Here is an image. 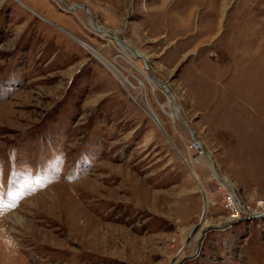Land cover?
Segmentation results:
<instances>
[{
	"label": "rangeland",
	"instance_id": "374dc122",
	"mask_svg": "<svg viewBox=\"0 0 264 264\" xmlns=\"http://www.w3.org/2000/svg\"><path fill=\"white\" fill-rule=\"evenodd\" d=\"M11 1L0 0V191L15 200L0 210V264H264V217L250 216L264 214V0L62 1L149 57L235 205L141 60L82 9L36 0L50 19L27 21Z\"/></svg>",
	"mask_w": 264,
	"mask_h": 264
},
{
	"label": "bare ground",
	"instance_id": "6f19581e",
	"mask_svg": "<svg viewBox=\"0 0 264 264\" xmlns=\"http://www.w3.org/2000/svg\"><path fill=\"white\" fill-rule=\"evenodd\" d=\"M59 1H63V0H59ZM66 2V1H65ZM26 8V7H25ZM68 8V7H67ZM79 9H81V8H79ZM77 10V9H76ZM83 10V9H82ZM85 12H86V10H84ZM32 12V11H31ZM30 12V13H31ZM86 14L89 16V18H90V15H89V13L88 12H86ZM90 14L92 15V13H91V11H90ZM93 17V16H92ZM90 20H91V18H90ZM91 22H92V20H91ZM93 24V23H92ZM92 29L93 30H95V31H97L98 32V34L102 37H108L110 40H111V42L112 43H114V44H116V46L118 47V49L120 50V52H121V54L123 55V57L125 58V60L126 61H130V62H132V63H134L133 61H135V59L136 60H141L142 62H143V64L145 65V69L148 71V69H150V64H149V57L148 56H146L144 53H141L140 51H136V50H134L132 47H131V45L128 43V42H121V41H119V40H115V39H113L112 37H110V36H107V34L109 35V33H107V32H105V31H103L102 29H98V30H96L95 28H94V26H92ZM107 33V34H106ZM76 41H77V43L78 44H84V43H82V41L81 40H78V39H76ZM91 52H92V54L93 55H95L96 57H98L100 60H101V62H104V63H106L107 64V66H109V67H111V68H113L114 70L113 71H115V72H117V73H120L114 66H112L102 55H100L99 53H97V52H95V51H93V50H90ZM145 60V61H144ZM151 70V69H150ZM148 74H149V72H148ZM149 76H150V74H149ZM146 80H147V83L149 84V85H151V86H153L154 88H158V87H160L161 89H162V87L158 84V83H156L153 79H152V77L150 76V78L148 77V76H146ZM128 82V81H127ZM141 87H140V90H144L145 89V83H143L142 81H141ZM171 89V88H170ZM163 90V89H162ZM164 91V90H163ZM172 91V90H171ZM165 92V95L168 97V103L167 104H165V105H162L161 106V108H162V110L163 111H166V109L167 108H169V109H171V112L170 113H168L167 111H166V114L168 115V116H170L171 118H173L174 120L175 119H177V118H180L181 119V116H180V114H179V109L178 108H176L175 106H174V104H173V102H172V100H171V98H170V96L168 95V93L166 92V91H164ZM173 93V92H172ZM174 94V93H173ZM175 96V95H174ZM176 97V96H175ZM141 100V99H140ZM144 101V100H143ZM145 102V104L146 105H148L149 107H146V109H147V111L149 112V114H150V116H152V118L157 122V125H159V127L164 131V132H166L165 130H164V128L162 127V125H161V123L159 122V120H158V118H157V116H156V114L154 113V111L152 110V108H151V106L149 105V103H147L146 101H144ZM179 104V103H178ZM181 107V106H180ZM183 111V110H182ZM183 114H184V112H183ZM185 116V115H184ZM186 118V117H185ZM187 120V119H186ZM188 121V120H187ZM183 122V121H182ZM189 122V121H188ZM191 125V124H190ZM192 127V126H191ZM188 129V128H187ZM193 129V128H192ZM194 131V130H193ZM191 133V132H190ZM196 134V133H195ZM192 135V134H191ZM195 141V140H194ZM195 143H197L196 141H195ZM199 150V152H200V155L202 156L201 158H199L198 159V161L197 162H200V161H204V163L206 164V166H207V168H209V169H211L212 170V172H213V174H214V176L216 177V179L218 180V177H217V174H216V170L215 169H217L218 170V165H217V163L214 161V159H213V157H212V159H213V161H214V164L207 158V156H206V154H205V151H207L206 150V148L204 147V145L201 143L200 144V148L198 149ZM208 152V151H207ZM209 153V152H208ZM210 154V153H209ZM187 162V161H186ZM200 163H202V162H200ZM188 164V163H187ZM218 173H219V171H218ZM220 174V173H219ZM221 176V175H220ZM195 177L197 178V176L195 175ZM222 177V176H221ZM227 183H228V180L225 178V177H222ZM219 181V180H218ZM220 182V181H219ZM220 184L221 185H223L226 189H227V191L229 192V194H230V199H231V202L230 203H232V205H235L234 204V202L237 200V202L238 203H240L241 201H239V199H237V195H236V192H235V189H234V187H233V185H231V183H230V185L232 186V188H229V187H227V186H225L223 183H221L220 182ZM229 184V183H228ZM237 202H235V203H237ZM243 204V203H242ZM207 207H208V203H207V199H205V210L204 211H206V209H207ZM239 208H240V206H239ZM238 208V209H239ZM20 221V220H19ZM208 226H209V224H208V222L206 221V219L204 218L203 219V221L201 222V224L200 225H198V226H196V227H194V228H192L191 229V231L189 232V237L191 238V239H193L194 241H197L198 242V240L199 239H201V237H202V235L204 234V232L207 230V228H208ZM183 258H182V256L180 257H177V259H175V261L172 263V264H179L180 262H181V260H182Z\"/></svg>",
	"mask_w": 264,
	"mask_h": 264
},
{
	"label": "water",
	"instance_id": "95a60500",
	"mask_svg": "<svg viewBox=\"0 0 264 264\" xmlns=\"http://www.w3.org/2000/svg\"><path fill=\"white\" fill-rule=\"evenodd\" d=\"M61 2H62V1H61ZM62 4H63V6L65 7V10H66L67 12H74L76 9H79V8H81V9H83V10H86V12H88L89 15H90V18H91V20H92V23H93L94 28H95L96 30L99 29V25H98L97 22L94 20V18H93L92 15L90 14V11L87 9V7H86L85 5H76V6H74L73 8H67V6L65 5L64 2H62ZM106 34H107V33H106ZM107 36H110V37H112L113 39H115V40H119V41L122 42V40H121L117 35H114V34H109V35H108V34H107ZM144 61H145V60H144ZM148 72H149L150 76L152 77V79H153L156 83H158V84L162 87V89H163L164 91H166V92L168 93V95L170 96V98H171V100H172L174 106H175L176 108L179 109V114H180V116H181V119H182V121H183V124H184V125L188 128V130L191 132V134H192L194 140H195L198 144H201L200 140L197 138L195 132L193 131V129H192L190 123L186 120V118H185V116H184V114H183L182 108H181L180 105L178 104V101H177L176 97L174 96V94L172 93V91H171L169 85H168L167 83H165L164 81H162L161 79L157 78V77L154 75V73H153L150 69H148ZM205 154H206L207 158H208V159L214 164V161H213L211 155H210L207 151H205ZM215 170H216V174H217L218 180H219L221 183H223L225 186H227V187H229V188H232V186H231L230 184H228V183H227V182H226V181L220 176V174L218 173V170H217V169H215ZM250 216H251V218H262V217H264V214H262V215H254V214H251Z\"/></svg>",
	"mask_w": 264,
	"mask_h": 264
},
{
	"label": "crops",
	"instance_id": "0c3cea01",
	"mask_svg": "<svg viewBox=\"0 0 264 264\" xmlns=\"http://www.w3.org/2000/svg\"><path fill=\"white\" fill-rule=\"evenodd\" d=\"M8 3H9L8 5L11 7V10L17 9L23 15V17H25L27 19V21H32L34 19V17H35V19H38V18L40 19L41 16H44L38 10L35 9V6H39V4L36 0H12L11 2H8ZM18 3L21 6V8L19 7ZM22 8L24 10H22ZM28 12H31V13H28ZM44 17L48 18L46 16H44ZM48 19H50V18H48ZM51 21L54 23V21L52 19H51Z\"/></svg>",
	"mask_w": 264,
	"mask_h": 264
},
{
	"label": "snow or ice",
	"instance_id": "6c2138e0",
	"mask_svg": "<svg viewBox=\"0 0 264 264\" xmlns=\"http://www.w3.org/2000/svg\"><path fill=\"white\" fill-rule=\"evenodd\" d=\"M42 180H43L42 175H41V177L36 178V181H35L36 185L37 186H42ZM31 190H33V189L29 188V191H31ZM7 199L15 200L14 194L11 193V192L6 194L3 191H0V210H2L5 207V203H6ZM7 206L11 207L12 205L8 204Z\"/></svg>",
	"mask_w": 264,
	"mask_h": 264
},
{
	"label": "built area",
	"instance_id": "2783aa9c",
	"mask_svg": "<svg viewBox=\"0 0 264 264\" xmlns=\"http://www.w3.org/2000/svg\"><path fill=\"white\" fill-rule=\"evenodd\" d=\"M194 145H195V148H196V149H199V148H200V144L195 143Z\"/></svg>",
	"mask_w": 264,
	"mask_h": 264
}]
</instances>
